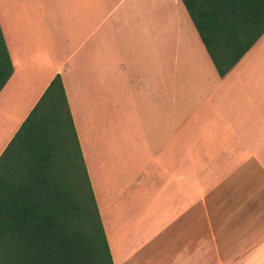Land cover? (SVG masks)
Masks as SVG:
<instances>
[{
    "label": "crops",
    "instance_id": "1",
    "mask_svg": "<svg viewBox=\"0 0 264 264\" xmlns=\"http://www.w3.org/2000/svg\"><path fill=\"white\" fill-rule=\"evenodd\" d=\"M0 28V156L59 75L113 264H264V34L220 77L181 0H0ZM141 58L169 68L123 122Z\"/></svg>",
    "mask_w": 264,
    "mask_h": 264
},
{
    "label": "trees",
    "instance_id": "2",
    "mask_svg": "<svg viewBox=\"0 0 264 264\" xmlns=\"http://www.w3.org/2000/svg\"><path fill=\"white\" fill-rule=\"evenodd\" d=\"M181 2L220 77L264 34V0ZM0 264H113L59 75L0 156Z\"/></svg>",
    "mask_w": 264,
    "mask_h": 264
},
{
    "label": "rangeland",
    "instance_id": "3",
    "mask_svg": "<svg viewBox=\"0 0 264 264\" xmlns=\"http://www.w3.org/2000/svg\"><path fill=\"white\" fill-rule=\"evenodd\" d=\"M195 34L199 40V37L196 32ZM173 53H174V49L170 48L169 50L162 53V55H164V57H170L172 56ZM204 53L206 54L205 50H204ZM168 64L169 62H167L164 59V62L158 63V65H156L157 66V69H156V66H153L151 63L148 64L142 58L137 63H133V64L125 63V66L129 72V76L124 74L125 77H131V80L137 83V93L135 97L139 103V107L137 109V116L139 117L140 120L136 121L132 117L133 100L131 99L130 108L125 111L126 115L123 119V122H148L149 110L150 108H152V98H153L152 95L148 94V89L149 87L151 89L154 86V82H152L153 76H156V74H158L159 72H161L159 76H162L161 74L165 72L166 68H169L167 66ZM262 67L264 68V61H263ZM135 74L138 75V78L136 77ZM156 81L158 83L161 81H165V79L161 80L157 78ZM140 87L142 88V90L139 89ZM166 88L167 86L157 84V89L165 90ZM155 99L156 100H155L154 105L156 107V110H155L156 122H165L166 120L165 113L168 111L169 105H172V121L173 122H179L180 118L181 119L183 118V115L181 113V110L183 109L182 103L178 101L179 99L178 95L177 96L172 95L170 99H175L176 102L171 100L172 102L169 103L166 101L164 94L157 91V94H155ZM263 118H264V112H263Z\"/></svg>",
    "mask_w": 264,
    "mask_h": 264
}]
</instances>
